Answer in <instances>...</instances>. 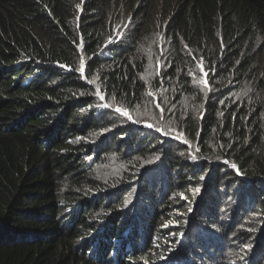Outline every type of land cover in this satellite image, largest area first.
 I'll return each mask as SVG.
<instances>
[{
    "label": "trees",
    "instance_id": "trees-1",
    "mask_svg": "<svg viewBox=\"0 0 264 264\" xmlns=\"http://www.w3.org/2000/svg\"><path fill=\"white\" fill-rule=\"evenodd\" d=\"M99 263L264 264V0H0V264Z\"/></svg>",
    "mask_w": 264,
    "mask_h": 264
},
{
    "label": "rangeland",
    "instance_id": "rangeland-1",
    "mask_svg": "<svg viewBox=\"0 0 264 264\" xmlns=\"http://www.w3.org/2000/svg\"><path fill=\"white\" fill-rule=\"evenodd\" d=\"M141 1V0H140ZM130 11H128V13H129ZM125 13V10H122V15ZM126 14V17L129 15V14ZM124 20H125V18H124ZM130 21L131 20H129V21H127V22H125V24H124V27H121V24L119 23V24H115V26H116V30H118L119 29V27H120V30L118 31V33L117 34H120V31L123 29V28H127V26L129 25V23H130ZM132 22V21H131ZM149 47V46H148ZM147 47V48H148ZM150 48V47H149ZM161 50V45L159 46V51ZM160 55H161V53H160ZM161 60H160V57L157 59V61H156V68H157V74L159 75V68H161ZM157 74L156 75H154V77L156 76L157 77ZM84 75V74H83ZM159 78V77H158ZM83 79L84 80H86V77H85V75L83 76ZM159 82H160V84H162L163 83V80L160 78L158 81H152V83H153V86L154 85H156L157 87H158V84H159ZM86 83H90L88 80L86 81ZM152 86V87H153ZM146 95L149 97V96H151L153 99H154V104L159 108V110H161V108H160V106H159V104H158V101L159 100H162L163 99V103L164 104H166L167 106H168V108H169V113L170 114H176V115H179V113H178V111H180L181 109H179L178 110V104H174L173 103V100L171 99V96H170V91L168 90V88H167V86H165L164 84H162L161 86H160V89L157 91V92H151V91H149V90H146ZM201 95V97L200 98H198L197 96H190V100L192 101V109H193V111L194 112H199V113H201V108L199 109V105H200V100L202 99V94H199V96ZM99 97L101 98V97H103V95L102 94H100L99 95ZM204 98V97H203ZM103 101H106V99L103 97V99H102ZM107 103V102H106ZM105 103V106L104 107H106L109 111H112V112H114V118L117 120V122H118V116L119 115H124V116H126V117H128L129 119H131V121H132V123L134 124V126H136V127H139L140 125L139 124H137V123H135V121L134 120H132V118L130 117V115L128 114V112L126 111V110H122L121 108H115V107H110L108 104H106ZM163 104V105H164ZM148 105L150 106V104H149V102H148ZM203 105H204V103H203ZM105 108V109H106ZM117 109H119L120 111H117ZM162 111V110H161ZM161 120H162V122L164 121V118H165V120H166V117H165V115L163 114V112H161ZM164 117V118H163ZM141 126L145 129V130H149V131H157V132H161V129H158V130H156V129H154L153 128V125L151 124V123H144V124H141ZM171 137V136H170ZM168 140H177V139H175V138H167ZM100 168V166H97L96 167V169H99ZM117 168V167H116ZM116 168L115 169H113L111 172L109 171V169L107 170V175L108 176H110V177H112L113 179H114V181L116 180V176H117V174H118V172L116 171ZM121 183H119V185H120ZM119 185L118 186H116V188H118L119 187ZM130 193L131 192H126V190L124 191V192H122L121 194H123L121 197V204H123V203H125V202H127V199L129 198V196H130ZM170 201H176L177 203H181V202H185L186 201V199H185V197L184 196H182L181 194L180 195H175V196H173V197H171L170 198ZM180 214H182V215H180ZM167 215H172V216H175L176 218H177V220H179V219H181V218H183V221L184 222H187V221H190V219H192V218H194V216L193 215H191V211L188 209L187 211H181V210H176V211H174V213H171V212H168V213H166L165 215H164V218H165V216H167ZM173 224H175V225H177V224H180V223H176V221L175 222H173ZM125 225V224H124ZM135 227H138L136 224H135ZM97 231H101L103 234H104V237L102 238V241H104L105 243L102 245L103 247H106V246H108L109 244H111V242L109 241L110 240V236L109 235H107L106 234V232H105V230L103 229V226L101 225V226H99L98 227V229L94 232V234L91 236V237H93V236H95L96 235V233H97ZM205 237V236H204ZM211 242L212 243H216L217 242V240H211ZM164 244H165V242H164ZM178 247L180 248V249H183L182 248V246H180V245H178ZM155 248L156 247H154V249L152 250V251H150L148 254H149V257L151 258V261L152 262H154L155 261V259H157L159 256H160V252H161V250L159 249V250H155ZM95 257H96V255H95ZM133 257V256H132ZM95 260H96V258H95ZM135 261L136 262H138V263H142V262H148V259L147 258H143V259H135ZM97 262V261H96ZM99 264H102V263H99Z\"/></svg>",
    "mask_w": 264,
    "mask_h": 264
},
{
    "label": "snow or ice",
    "instance_id": "snow-or-ice-1",
    "mask_svg": "<svg viewBox=\"0 0 264 264\" xmlns=\"http://www.w3.org/2000/svg\"><path fill=\"white\" fill-rule=\"evenodd\" d=\"M81 70H83V64L81 65ZM201 71L203 72V69H202V66H201ZM206 76V73L204 74ZM201 84L204 85L205 87L207 86V81L206 79L205 80H202L201 81ZM101 99H103V97H101ZM117 111H120L119 109H117ZM235 167V166H233Z\"/></svg>",
    "mask_w": 264,
    "mask_h": 264
},
{
    "label": "clouds",
    "instance_id": "clouds-1",
    "mask_svg": "<svg viewBox=\"0 0 264 264\" xmlns=\"http://www.w3.org/2000/svg\"><path fill=\"white\" fill-rule=\"evenodd\" d=\"M121 36H122V35H121ZM121 36H120V37H121ZM161 56H162V54H161Z\"/></svg>",
    "mask_w": 264,
    "mask_h": 264
},
{
    "label": "water",
    "instance_id": "water-1",
    "mask_svg": "<svg viewBox=\"0 0 264 264\" xmlns=\"http://www.w3.org/2000/svg\"><path fill=\"white\" fill-rule=\"evenodd\" d=\"M168 138H172V137H168Z\"/></svg>",
    "mask_w": 264,
    "mask_h": 264
}]
</instances>
